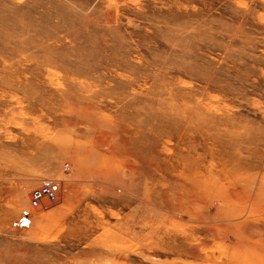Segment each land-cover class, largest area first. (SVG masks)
I'll list each match as a JSON object with an SVG mask.
<instances>
[{"label": "rangeland", "instance_id": "rangeland-1", "mask_svg": "<svg viewBox=\"0 0 264 264\" xmlns=\"http://www.w3.org/2000/svg\"><path fill=\"white\" fill-rule=\"evenodd\" d=\"M176 162L264 170V0H0V264H220L213 222L147 196ZM41 186L56 201L33 209ZM247 228L264 263V218Z\"/></svg>", "mask_w": 264, "mask_h": 264}, {"label": "bare ground", "instance_id": "bare-ground-1", "mask_svg": "<svg viewBox=\"0 0 264 264\" xmlns=\"http://www.w3.org/2000/svg\"><path fill=\"white\" fill-rule=\"evenodd\" d=\"M70 78L72 79V77ZM74 83L81 87V84L76 80ZM88 91L90 90L88 89ZM85 95L86 94H84V96ZM97 95L98 94L96 92V96ZM66 96L68 97V95ZM73 98L75 99V97ZM71 101L72 100L69 102ZM75 101L78 102L76 99L73 100V102ZM82 103L83 102L79 104L81 105ZM71 104L70 106L74 105V103L72 105ZM81 108L82 107H80V109ZM79 112V116L82 121H86L89 118L92 121L95 116V112L98 113L95 109H82ZM76 113H74V115H76ZM70 120L71 119L68 120V125L72 126ZM53 141L62 151L64 156H73L74 158L79 159V157L81 158V155L86 151V146L79 142V140L75 137L73 130H65L64 132L58 133L53 137ZM142 141L146 143V139L144 137H141L139 140H136L135 143H132V145L137 148L136 154L138 156L143 152L141 146L144 144L141 143ZM99 156L94 159L101 167V170H115L116 172H120L122 176L133 175L135 172V164L130 157H123L125 159V163L123 162L124 164H121L122 167L119 171L118 167L120 165H118V163L116 164L114 157L109 159L114 161V164L109 166V164L103 162V159ZM141 158L144 159L143 153ZM225 158L226 157H224V160ZM233 162L234 164L232 165V168H234V166L239 167L236 164L243 165L242 161L239 159H235ZM93 163L94 162H92L91 165H93ZM183 165L186 166V170L183 172L180 170V162H176L175 164L173 163L170 167L165 169L154 165L155 169L159 171L163 170V172L170 171L171 175L166 176L162 173L149 175L147 179L149 184L147 190L148 198L153 196L158 197L163 203L165 200L168 201L169 198L171 200L174 199V206L171 205L172 203L167 205V207L173 211L183 212L194 221L201 218L199 222L206 221L207 224L213 222L214 226L210 228L211 230L209 233L211 236H214V244L217 245L221 251L219 252V255L221 258L223 257V259H219L220 264H264L260 262L253 253L252 241L250 237L244 233L245 229H241L242 226L247 228L253 219L264 218V170H261L260 176L247 174L251 173L250 170L247 173L238 170H235L234 172H226L225 170V174L221 173L220 175L219 172L209 171L206 167H194L186 164ZM162 185L167 186L168 189H161ZM67 197L73 207H79V203L82 202L81 195L72 198L70 192ZM230 238L232 241H230Z\"/></svg>", "mask_w": 264, "mask_h": 264}, {"label": "built area", "instance_id": "built-area-1", "mask_svg": "<svg viewBox=\"0 0 264 264\" xmlns=\"http://www.w3.org/2000/svg\"><path fill=\"white\" fill-rule=\"evenodd\" d=\"M67 168V165H65ZM56 201V194L52 187L41 186L34 189L31 193L30 207L33 209L41 207L45 203H52Z\"/></svg>", "mask_w": 264, "mask_h": 264}]
</instances>
